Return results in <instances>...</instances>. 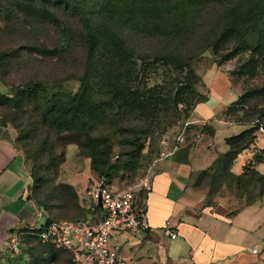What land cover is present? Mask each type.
Wrapping results in <instances>:
<instances>
[{
    "label": "rangeland",
    "instance_id": "1",
    "mask_svg": "<svg viewBox=\"0 0 264 264\" xmlns=\"http://www.w3.org/2000/svg\"><path fill=\"white\" fill-rule=\"evenodd\" d=\"M242 1L206 2L190 37L183 41L145 36L120 24L116 28L135 54L146 57L148 62L166 53L174 60L179 57L189 61V65L177 61L152 63L145 76L148 86L159 85L163 91L175 93L184 82L191 86L184 98L195 107L215 91L216 97L226 98L222 117L259 121L264 126V35L263 45L257 50L254 47L258 37L245 38L228 31L222 45L209 47L229 26L231 17L244 15ZM18 3L28 6L17 8ZM29 3L32 2L0 0V52L6 55L2 72L11 88L10 96L0 101V122H6L14 130L17 141L20 136L18 144L31 179L29 191L44 214L42 221L97 219L99 210L92 203V192L101 179L108 183L102 171L112 166L119 168L109 181L112 189L139 190L137 183L161 169L169 158L162 156V152L175 144L187 120L184 104L179 109L171 103L161 105L159 114L145 119L131 111L119 112L114 105L105 121L93 131L101 146L99 151L110 150V154L99 155L98 162L93 163L90 148L82 143L84 138L61 131L45 114L80 94L86 73L94 77L88 71L83 24L57 6L51 8L60 23L46 21L34 15L36 8L29 7ZM260 5H264V0ZM260 14L264 18V9ZM245 20L242 18L241 22ZM37 48L48 51L40 52ZM107 97L101 93L98 98ZM233 128L232 134L245 126ZM258 136L264 147V131H259ZM187 150L188 147L180 153L186 155ZM197 184L208 203L224 201L239 206L249 200V194L239 190L230 177L202 175ZM260 187L257 179L251 178L249 189L253 196ZM137 194L140 200L145 196L143 191ZM44 250L45 246L31 239L20 253L0 259V264H31L36 254ZM61 258L64 261L60 264H73L69 254L63 253Z\"/></svg>",
    "mask_w": 264,
    "mask_h": 264
},
{
    "label": "trees",
    "instance_id": "2",
    "mask_svg": "<svg viewBox=\"0 0 264 264\" xmlns=\"http://www.w3.org/2000/svg\"><path fill=\"white\" fill-rule=\"evenodd\" d=\"M30 1L32 3H29V7L36 8L37 14L34 12V15H39L46 21L60 23L51 8V6H57L70 16L78 18L83 24L85 30L83 37L87 44L88 71H92L94 77L91 78V75L86 73L83 91L72 96L68 101L57 104L45 114L49 116L51 123L61 131L74 133L84 138L82 143L90 148L89 156L93 163L98 162L99 155L108 156L110 154V150L99 151L101 146L96 142L97 139L94 138L93 131L98 124L105 121L109 115V109L114 105L117 106L119 112L131 111L145 119L159 114L161 105L171 103L174 108L179 109V106L184 104L185 120H191L195 106L191 100L184 98L185 94L190 91V85L183 82L180 88L173 93V91H163L159 85L148 86V83L145 82L148 67L152 63L160 61L169 64L172 61H177L178 64L189 65V61L179 57L174 60L171 54L166 53L158 55L152 62H148L146 57L138 56L135 54V50L126 44L116 25L126 26L149 37H160L172 42L183 41L190 37L202 6L206 2L217 0ZM260 4L261 0H243L244 15L231 17L229 26L215 40L211 41L209 47L216 48L222 45L225 38L224 33L228 31L245 38L248 36L258 37L254 48L255 50L261 48L264 18L260 12L264 9V5ZM25 6L28 5L17 4V8ZM11 12L12 10H10ZM242 18H246L243 23L241 22ZM38 51L46 52L48 49L39 48ZM5 57V53L0 52V80L4 85L10 87L2 72ZM139 60L141 64H139ZM101 93H106L108 97L98 98ZM223 118L232 123L246 125L247 128L238 134L227 137L225 140L229 146L228 149L220 153L211 165L192 173V180L197 188V183L200 182L202 175L210 178L215 176L230 177L235 181L239 190L249 194V200L245 205H250L264 197V172H261L257 167L258 164L264 163V148L256 147L258 132L264 131V126L259 121H232L226 117ZM0 125L7 126L6 122H0ZM199 133L213 134L214 129L209 122H194L188 128L187 140L190 142L184 148L188 147L189 150L194 142L193 138L195 139ZM249 149L252 150V158L244 164L240 173L234 172L233 166L238 156ZM118 171L117 166H112V168H105L102 172L109 183ZM251 178H256L261 185L256 196H253L249 189ZM209 194L208 196H210ZM28 198L33 199L31 194L28 195ZM97 209L100 211L99 206ZM52 220L56 219H47L40 228L34 229H42ZM31 239L45 246V250L38 252L31 264H60L64 261L61 258L63 253L69 254L73 260L69 250L58 249L43 243L38 236L31 234L24 235L23 249L28 246ZM11 255L13 253L8 251L0 259Z\"/></svg>",
    "mask_w": 264,
    "mask_h": 264
},
{
    "label": "crops",
    "instance_id": "3",
    "mask_svg": "<svg viewBox=\"0 0 264 264\" xmlns=\"http://www.w3.org/2000/svg\"><path fill=\"white\" fill-rule=\"evenodd\" d=\"M10 89L0 80V101L10 96ZM215 94L212 91L199 103L191 118L209 122L214 133L193 138L186 155L180 153L184 145L150 175L153 191L145 204L149 229L122 231L111 237L110 246L120 254L123 264H264V197L250 205L233 206L224 201L210 205L192 180V173L205 169L228 149L227 137L247 128L242 125L244 129L231 133L241 124L222 117L226 98ZM256 147L264 148L259 136ZM251 158L252 150L242 152L233 171L240 173ZM257 167L264 172V163ZM30 183L16 133L0 125V257L9 251L11 234L43 223L44 215L38 216L37 205L28 198ZM168 223L178 233L177 238L164 234Z\"/></svg>",
    "mask_w": 264,
    "mask_h": 264
},
{
    "label": "built area",
    "instance_id": "4",
    "mask_svg": "<svg viewBox=\"0 0 264 264\" xmlns=\"http://www.w3.org/2000/svg\"><path fill=\"white\" fill-rule=\"evenodd\" d=\"M196 121L188 120L177 135L175 144L162 152V156L170 157L188 142V128ZM202 134L196 135L199 138ZM136 188L123 190L112 189V184L101 179L92 192V203L98 207L101 195L102 205L99 217L93 220H52L42 229L18 231L11 234L9 251L18 254L23 250L25 234L38 236L46 244L55 248L67 249L72 253L73 264H123L120 254L111 248L110 239L122 231L142 232L149 229L146 220V199L153 191L150 174L144 176ZM137 191H143L145 196L139 199ZM39 211L38 216L43 217ZM41 227V226H40ZM38 227V228H40ZM164 234L171 239L178 237V233L168 223L163 229ZM254 252L258 248L253 249Z\"/></svg>",
    "mask_w": 264,
    "mask_h": 264
},
{
    "label": "water",
    "instance_id": "5",
    "mask_svg": "<svg viewBox=\"0 0 264 264\" xmlns=\"http://www.w3.org/2000/svg\"><path fill=\"white\" fill-rule=\"evenodd\" d=\"M98 205H99V206L102 205V198H101V195L99 196V199H98Z\"/></svg>",
    "mask_w": 264,
    "mask_h": 264
}]
</instances>
